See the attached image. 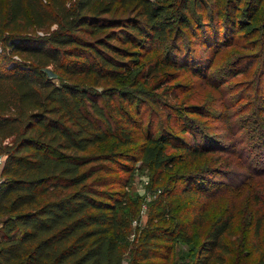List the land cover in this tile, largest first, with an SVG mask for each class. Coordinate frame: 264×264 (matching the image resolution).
Here are the masks:
<instances>
[{
    "label": "trees",
    "instance_id": "16d2710c",
    "mask_svg": "<svg viewBox=\"0 0 264 264\" xmlns=\"http://www.w3.org/2000/svg\"><path fill=\"white\" fill-rule=\"evenodd\" d=\"M262 2L226 0L232 13L227 10V18L220 23L225 13L216 11L214 36L223 24L228 32L238 26L239 32H250L261 18ZM201 3L216 7L219 2L183 0L181 26H186V12ZM131 4L140 8L135 17H109L117 8ZM49 23L56 24L50 33H28ZM171 26L167 11L146 0H73L70 5L66 0H48V4L5 0L0 6L3 51L26 56L25 62L12 61L6 54L0 58V264H124L122 244L129 225L93 176L106 163H116L117 157L126 162L121 165L125 172H129L128 164L138 160L162 172L180 166L182 156L197 160L207 152L197 136L181 140V145H171L166 136L161 146L150 137L137 143L131 120L124 114V125L114 131L109 113L121 114L111 99L117 94L125 102L124 93L119 95L115 84L99 93L72 81L81 76L92 77L95 84L102 80L125 84L121 75L126 71L128 52L111 42L135 47L149 35L152 41L163 43ZM105 29L108 33L94 43L81 37ZM49 67L68 81L56 82ZM100 98L107 99L106 104L98 103ZM109 142L111 148L106 152H88ZM124 146L133 147L130 152L119 151ZM163 146L181 153L167 154ZM71 188L75 189L67 191ZM44 195L47 198L42 199ZM260 201L251 220L250 244L257 254L253 264H264V200ZM235 216L225 211L212 222L190 264H225L229 252L224 238L232 230ZM195 223L202 220L192 217L179 222L176 232L171 226L146 228L132 249L129 264H156L148 260L163 259V248L174 241L188 243Z\"/></svg>",
    "mask_w": 264,
    "mask_h": 264
},
{
    "label": "rangeland",
    "instance_id": "374dc122",
    "mask_svg": "<svg viewBox=\"0 0 264 264\" xmlns=\"http://www.w3.org/2000/svg\"><path fill=\"white\" fill-rule=\"evenodd\" d=\"M66 1L70 5L73 0ZM146 1L168 13L172 30L166 33L165 41H152L148 35L135 47L111 42L128 52L126 71L121 75L125 84L119 80L95 84L92 77L81 76L72 81L99 93L115 84L119 95L124 93L125 102L117 94L111 99L121 114L109 113L112 126L116 131L124 125L123 114L127 116L137 143L150 137L161 146L166 136L171 145H181V140L197 136L199 144L208 150L199 160L182 156L180 166L162 172L141 160L128 164L129 172H125L121 165L126 162L117 157L116 163H106L104 170L93 176L107 201L117 203V212L129 225L122 244L124 264H129L132 249L146 228L171 226L176 232L179 222L197 217L202 223L191 224L188 243L174 241L163 248V259L148 260L156 264H190L199 254L210 225L225 211L236 214L233 228L224 238L229 252L225 264H253L257 254L250 244L251 220L262 204L260 200H264V0L254 29L239 32L238 26L228 32L223 24L216 37V11L225 13L220 23L227 18V10L232 13L226 0H217L216 7L201 3L199 8L186 12V26H181L183 20H179L183 0ZM42 2L48 4V0ZM4 5L5 0H0V6ZM138 11L140 8L134 4L125 5L109 17H135ZM235 15L240 16L239 12ZM55 29L56 24L49 23L28 33L44 35ZM108 31L83 33L81 37L94 43ZM3 50L0 43V58L6 54L12 61H26L25 54ZM47 71L56 76V82L68 81L60 71L51 67ZM105 100L100 98L98 103ZM184 129L190 133L183 134ZM132 147L124 146L119 151L130 152ZM109 148L110 142L88 152L102 153ZM163 148L167 154L181 153L170 146ZM45 198L47 195L42 196Z\"/></svg>",
    "mask_w": 264,
    "mask_h": 264
},
{
    "label": "crops",
    "instance_id": "0c3cea01",
    "mask_svg": "<svg viewBox=\"0 0 264 264\" xmlns=\"http://www.w3.org/2000/svg\"><path fill=\"white\" fill-rule=\"evenodd\" d=\"M3 162L0 163V171H1V166H2Z\"/></svg>",
    "mask_w": 264,
    "mask_h": 264
},
{
    "label": "built area",
    "instance_id": "2783aa9c",
    "mask_svg": "<svg viewBox=\"0 0 264 264\" xmlns=\"http://www.w3.org/2000/svg\"><path fill=\"white\" fill-rule=\"evenodd\" d=\"M1 162H3V161L0 160V163H1ZM0 182H1V176H0Z\"/></svg>",
    "mask_w": 264,
    "mask_h": 264
}]
</instances>
